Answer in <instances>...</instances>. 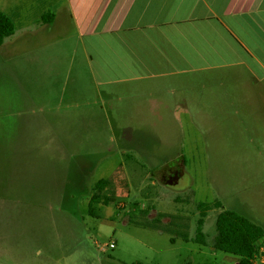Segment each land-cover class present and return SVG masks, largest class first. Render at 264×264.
<instances>
[{"label":"rangeland","instance_id":"374dc122","mask_svg":"<svg viewBox=\"0 0 264 264\" xmlns=\"http://www.w3.org/2000/svg\"><path fill=\"white\" fill-rule=\"evenodd\" d=\"M34 29L0 47V264H237L211 248L217 211L206 246L182 241L183 225H145L182 217L193 237L196 205L217 201L264 230L262 87L226 63L104 83L83 46ZM110 177L92 218L94 185Z\"/></svg>","mask_w":264,"mask_h":264},{"label":"crops","instance_id":"0c3cea01","mask_svg":"<svg viewBox=\"0 0 264 264\" xmlns=\"http://www.w3.org/2000/svg\"><path fill=\"white\" fill-rule=\"evenodd\" d=\"M47 11L49 24L36 28ZM0 13L48 45L63 31L60 45L83 46L104 83L226 63L243 66L264 94V0H0Z\"/></svg>","mask_w":264,"mask_h":264},{"label":"trees","instance_id":"16d2710c","mask_svg":"<svg viewBox=\"0 0 264 264\" xmlns=\"http://www.w3.org/2000/svg\"><path fill=\"white\" fill-rule=\"evenodd\" d=\"M52 16L46 14L42 17L43 24H49V18ZM14 34V26L12 22L0 13V47L5 39ZM112 186V178L97 181L94 185V194L87 203L88 216L99 219L102 207H106L109 202L110 189ZM179 199H175V203H179ZM197 218L195 220V228L193 237H190L185 231L188 226L183 223L182 217H171V221L167 226L161 223L164 215H158L151 223L155 225L147 226L152 230L167 232L172 228L183 225L184 233L179 235L184 242H191L199 246H206V236L203 232V226L207 213L210 211H217L215 218V237L211 248L213 250L237 256L239 261L237 264H251L255 257H257L259 248L257 244L264 240V230L259 226L253 224L246 218L239 214L225 210L222 205L213 201L211 203H199L195 207ZM179 218V220H177ZM173 242V239L170 240ZM137 264V263H136Z\"/></svg>","mask_w":264,"mask_h":264},{"label":"built area","instance_id":"2783aa9c","mask_svg":"<svg viewBox=\"0 0 264 264\" xmlns=\"http://www.w3.org/2000/svg\"><path fill=\"white\" fill-rule=\"evenodd\" d=\"M108 247H109V249H113L114 248V245L113 244H110ZM262 256L263 255H260L258 257H255L251 264H256V261H259V264H264V258Z\"/></svg>","mask_w":264,"mask_h":264},{"label":"flooded vegetation","instance_id":"af4514ba","mask_svg":"<svg viewBox=\"0 0 264 264\" xmlns=\"http://www.w3.org/2000/svg\"><path fill=\"white\" fill-rule=\"evenodd\" d=\"M178 176V175H177Z\"/></svg>","mask_w":264,"mask_h":264}]
</instances>
